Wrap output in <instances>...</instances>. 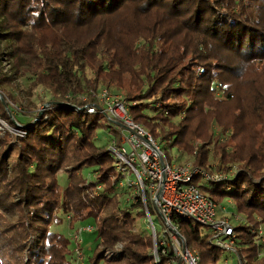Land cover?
Instances as JSON below:
<instances>
[{
    "label": "trees",
    "instance_id": "1",
    "mask_svg": "<svg viewBox=\"0 0 264 264\" xmlns=\"http://www.w3.org/2000/svg\"><path fill=\"white\" fill-rule=\"evenodd\" d=\"M81 71L93 73L85 88ZM27 75L30 91L43 87L53 99L18 127L10 107L19 105L15 79ZM215 84L227 101L215 97ZM239 87L248 90L242 102ZM100 89L119 92L133 122L193 156L194 170L213 175L211 154L219 161L225 180L195 184L247 219L235 226L238 264H264V0H0V121L25 134L0 130V250L17 264H74L71 240L52 231L64 213L97 225L89 264H156L152 238L135 232L146 216L141 196L137 217L121 208L123 177L109 146L96 145L98 131L109 130L121 147L107 115L88 113L102 109ZM213 124L233 137L216 142ZM176 223L201 264H220L210 232ZM160 259L173 264L175 256Z\"/></svg>",
    "mask_w": 264,
    "mask_h": 264
},
{
    "label": "built area",
    "instance_id": "2",
    "mask_svg": "<svg viewBox=\"0 0 264 264\" xmlns=\"http://www.w3.org/2000/svg\"><path fill=\"white\" fill-rule=\"evenodd\" d=\"M110 92L102 89L103 98L98 94L102 109L91 107L88 113H105L111 126L120 127V133L117 134L121 138V147L117 146L115 139L109 151L116 160L120 175L124 176L122 171L127 168L128 173L136 177L138 195L141 196L150 225L153 240L151 254L155 263L161 262L160 253L166 255L172 250L175 256L173 264H201L199 252L189 249L186 238L180 232L176 223L178 217L208 230L214 238L213 244L223 252H233L237 240L235 225L229 217L219 214L220 206L201 192L200 184H195L196 177L199 176L212 182H221L226 177L216 173L209 175L202 170H194L191 166H173L161 144L133 122L126 101L121 98V102L115 103L116 111L105 109L103 101L111 97ZM122 129L127 131V136L123 135ZM0 130L2 131L1 126ZM154 215L158 221L154 220Z\"/></svg>",
    "mask_w": 264,
    "mask_h": 264
},
{
    "label": "rangeland",
    "instance_id": "3",
    "mask_svg": "<svg viewBox=\"0 0 264 264\" xmlns=\"http://www.w3.org/2000/svg\"><path fill=\"white\" fill-rule=\"evenodd\" d=\"M4 55H6L9 50L6 47H2ZM7 57V55H6ZM2 68L4 69V72L8 75L11 73L10 65L8 62V59L5 58V60L2 63ZM80 78L82 82V86L85 88V84L87 81L93 79V73L90 71H81ZM32 77L30 75H27L26 77H18L15 79V96L17 97V101H19V105H11L10 109L12 112V115L17 119L15 122V125L20 127V124L26 125L27 123L31 122L33 119L36 118L37 114L39 112H44L46 109V105L53 99V96L50 94L49 91L44 89L43 87H38L37 89L30 91V85L32 83ZM93 89V87H90ZM216 98L225 99L226 94L223 93L222 88L215 84L214 86ZM90 89V91H92ZM86 91V90H85ZM100 93V97H102V89L98 91V94ZM111 97L109 99H104L103 105L105 109L108 111H116V104L118 101L121 102V95L119 92H117L115 89L111 90L110 92ZM248 90L244 89L242 87H239V96H238V102L245 101L247 99ZM123 99V98H122ZM116 103V104H115ZM233 109H236V103H233L232 106ZM31 112L30 114H27ZM123 115V113H121ZM122 119V118H121ZM182 120V117H179L176 119V122H179ZM109 123L108 128H110L112 131L116 133H120L119 128L115 125L111 126ZM0 126L2 128V131L9 132L11 134H18L21 136H24V133H20L17 129H14V127H11L7 125L5 122L0 121ZM123 135L127 136L128 133L126 130L122 129ZM212 131L215 133L216 137L219 139H216V142L220 140V142H224L227 138L230 139L233 137V132L228 131L226 134L221 136V129L217 127L215 124H213ZM114 135L109 130H100L98 131L97 139H96V145L98 146H105L108 145L109 147H112L115 141ZM236 140L240 141L239 138ZM200 143V142H199ZM195 147L198 146V142L194 144ZM165 155L167 156L168 160L171 162L173 166L177 167H187L191 166L193 168L194 163V157L189 156L181 151H179L177 148L171 149L170 147H167L163 144L161 145ZM212 149V148H211ZM211 153H214L212 150ZM115 159V158H114ZM116 161V160H115ZM118 161V160H117ZM120 164V163H119ZM219 161L213 158V155L211 154L210 157V166L212 167L213 173L216 174H222L223 173L218 170L219 168ZM116 165V164H115ZM96 170L95 169H89L84 171V177L88 181H93L96 176ZM122 174L124 178L119 182L118 184V192L120 194V203L121 208H128L131 210L132 215L137 217V209L133 208L136 203V197L138 195L137 187H136V177L133 174L128 173L127 168H125L122 171ZM126 175V176H125ZM60 185L65 187L68 183L67 175L64 173L60 174L59 177ZM207 181L200 178L199 183L205 184ZM220 215H225L231 219L233 224L236 226L238 224H246L248 221L245 218L244 215H241L236 212V207L234 203L227 199L224 200L220 204ZM61 217L63 218V223L59 226H54L52 228L53 232L61 233L65 235L68 239L71 240L72 246L71 249L73 251V255L71 256L70 260L74 264H89V260L93 255L94 250L97 247V241H96V229L97 225L93 221H87L84 223H72V217L70 215H66L64 213L61 214ZM155 221H158L156 215L153 216ZM135 232L145 236V237H151L150 236V225L148 223V220L145 217L138 218L135 222ZM208 230H203V234L208 233ZM257 243H259V249H260V256L264 257V226H261L259 229V238L257 239ZM222 259L220 264H238V258L234 252H222ZM0 264H17L11 257L5 255L0 250Z\"/></svg>",
    "mask_w": 264,
    "mask_h": 264
},
{
    "label": "water",
    "instance_id": "4",
    "mask_svg": "<svg viewBox=\"0 0 264 264\" xmlns=\"http://www.w3.org/2000/svg\"><path fill=\"white\" fill-rule=\"evenodd\" d=\"M2 99V98H1Z\"/></svg>",
    "mask_w": 264,
    "mask_h": 264
}]
</instances>
